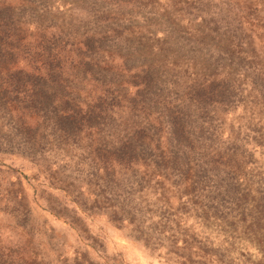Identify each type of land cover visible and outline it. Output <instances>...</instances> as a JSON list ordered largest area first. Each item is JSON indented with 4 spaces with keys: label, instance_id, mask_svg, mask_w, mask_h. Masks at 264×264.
Instances as JSON below:
<instances>
[{
    "label": "rangeland",
    "instance_id": "rangeland-1",
    "mask_svg": "<svg viewBox=\"0 0 264 264\" xmlns=\"http://www.w3.org/2000/svg\"><path fill=\"white\" fill-rule=\"evenodd\" d=\"M0 264H264V0H0Z\"/></svg>",
    "mask_w": 264,
    "mask_h": 264
},
{
    "label": "trees",
    "instance_id": "trees-1",
    "mask_svg": "<svg viewBox=\"0 0 264 264\" xmlns=\"http://www.w3.org/2000/svg\"><path fill=\"white\" fill-rule=\"evenodd\" d=\"M70 51H71L70 48H68V49H67V52L70 53Z\"/></svg>",
    "mask_w": 264,
    "mask_h": 264
}]
</instances>
